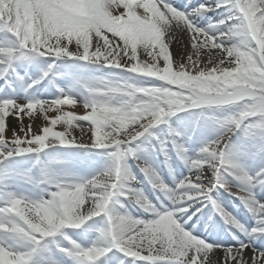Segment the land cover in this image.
<instances>
[{
  "label": "snow or ice",
  "instance_id": "snow-or-ice-1",
  "mask_svg": "<svg viewBox=\"0 0 264 264\" xmlns=\"http://www.w3.org/2000/svg\"><path fill=\"white\" fill-rule=\"evenodd\" d=\"M210 13L221 18L201 27L198 18ZM177 32L191 48L179 61L171 51ZM17 65L38 70V78L28 83ZM93 68L112 71L97 76ZM11 76L26 92L43 85L50 98L0 99V264H36L41 251L99 264L114 250L132 264H264L255 246H264V202L255 194L264 188V167L253 176L244 165L250 155L264 157V0H0V80L11 87ZM77 104L84 114L63 111ZM184 113L193 119H181ZM204 127L213 138L189 156ZM60 149L103 150L111 164L79 176L59 159ZM172 152L189 169L174 187L149 162L153 155L167 162ZM25 157L34 158L27 168L17 159ZM129 159L168 204L145 195ZM36 165L43 167L39 182ZM232 180L242 186L233 191ZM23 185L43 194L14 190ZM219 189L254 213L255 227L213 198ZM216 215L238 246L222 242ZM98 217L104 227L90 246L68 235ZM113 264L124 261L113 257Z\"/></svg>",
  "mask_w": 264,
  "mask_h": 264
},
{
  "label": "rangeland",
  "instance_id": "rangeland-1",
  "mask_svg": "<svg viewBox=\"0 0 264 264\" xmlns=\"http://www.w3.org/2000/svg\"><path fill=\"white\" fill-rule=\"evenodd\" d=\"M185 2V0H183ZM198 3V2H197ZM119 11H124L123 9H120ZM139 13H143V9H138L137 10ZM205 21V24L207 25L208 23V19H212V20H219L220 19V15H210L207 18H203ZM109 38L111 39V34H109ZM74 48V46H73ZM171 51L173 52L174 58L179 61L181 56H184L186 59V56L188 54H191V48H190V44L188 42V38L186 35L181 34L179 32L176 33V38H174L172 40V46H171ZM208 55L209 53L205 52L204 54H202V64L201 66L207 64V61L204 60V58L206 57L208 60ZM141 58L142 59H148L147 56L145 54H143L141 52ZM225 66L228 67H232L234 65H229L226 64ZM210 67V66H209ZM22 69V72H26L28 74H32L33 76H35L36 78H38L39 76V71L31 68V67H21L19 65H17V69ZM112 70L110 69H102L97 71L96 69H92V72L99 76V75H107L111 72ZM28 93H25L21 96L15 97V99L18 102H25L26 99H28ZM79 99V97H77ZM0 99H2V88H0ZM67 105H65L63 107V111L68 112V110L65 108ZM188 115V113H184L181 114V119L184 120V118H187L186 116ZM175 121V118H174ZM82 123L85 127H87V122H80ZM56 130H63V126L62 125H58ZM74 135L77 136V138L80 137V132L79 129H76L73 133ZM200 143V142H197ZM202 144V143H200ZM192 149L196 150L195 147H193V142L191 143ZM60 157L59 159L61 160H66V161H71L69 163L73 166V165H77L79 164L80 166L86 167L88 163H91L92 166L94 165V168H90V169H83V170H79L77 171L75 174L79 175V176H83V177H88L94 174L99 173L100 171H102L103 169H105L106 167L110 166L111 164V160L110 157L107 155L106 152H104L103 150H92L89 152H85L83 150H77V149H60ZM196 154H194L195 156ZM73 157V158H72ZM154 157V159L158 162V159H160V155H153L152 158ZM79 158V160H77ZM257 158V157H256ZM34 160V158L32 157H25L22 158L20 160L24 161L25 163H28L31 160ZM99 159H102V162L99 161ZM131 159H129L127 161L128 166L130 167L132 173H136V171L134 172V169H132V167L130 166L131 164L129 163ZM81 161V162H80ZM135 161V160H133ZM136 162V161H135ZM150 163H152L153 165V160L150 159L149 161ZM99 165V166H98ZM14 166V164H13ZM38 167L40 169V173H36V170ZM154 167V165H153ZM59 168V166H58ZM33 175H34V179L35 181L39 182L40 180H42L44 178L43 176V167L41 165H36L33 171ZM138 180V179H137ZM139 181V180H138ZM235 183H237L236 181H233L232 184L235 187H238V185H235ZM24 190H27L29 192V195L32 196L35 199H39L40 195H42L43 193H41L38 189L33 190L30 189L28 185H24ZM33 191H35V194L33 193ZM129 209L133 212V211H137V209L133 208L131 205H129ZM104 222H105V218L104 217H98L95 218L93 221L89 222L88 225H86L84 228L79 229V230H69L68 231V235L71 236V238L73 240H76L78 243H80L81 245H83L84 247H88L90 246L94 241L98 240V230L104 227ZM57 242L63 246V247H70V245L67 243V241L63 240L62 237H57ZM49 248H54V245H48ZM113 257H119L121 260L124 261V264H132L131 260L125 259L120 253L116 252L115 250L109 254L108 257L103 258L100 260V262H102V260H109L113 262ZM36 264H73V261L71 259H69L68 257L64 256L63 254H60L59 252L55 253L54 258L52 257V254L50 252H46V251H41L37 254L36 256Z\"/></svg>",
  "mask_w": 264,
  "mask_h": 264
},
{
  "label": "bare ground",
  "instance_id": "bare-ground-1",
  "mask_svg": "<svg viewBox=\"0 0 264 264\" xmlns=\"http://www.w3.org/2000/svg\"><path fill=\"white\" fill-rule=\"evenodd\" d=\"M201 1H203V2H209V3H212V4L215 3V0H201ZM172 3L174 5H176V4L181 3V1L172 0ZM220 11L223 12V10H220ZM217 14L218 13H210V15H214V16H216ZM218 15H220V14H218ZM220 18H221V15H220ZM198 23L200 24L201 27L206 26L204 19L201 20L200 18H198ZM204 60L207 61V58L205 57ZM21 76H23V75H21ZM25 77L28 80V83H31L32 79H29L27 76H25ZM17 83L19 85H23V84L19 83L18 81H17ZM19 88L20 89H23V88H21V86H19ZM5 92H6V94H4L3 99H5V98L15 99V96L18 95V93L10 92L9 89L5 90ZM33 93L34 92L31 91L30 95H32ZM35 97L36 98H42L43 99V97L40 94H37ZM65 108L68 110V112H73V113H75L77 115L84 114V112H85V110L83 109L82 105H80V104H77L75 106H68L67 105ZM49 115L54 117V116L58 115V113H49ZM28 122H29L28 119L25 118V124H27ZM9 123H10V126H12V127H17L18 126L17 121H16V119L14 117H9ZM37 123H39V121H37ZM185 176H187V174H185ZM156 195L158 196V194H156ZM256 199L259 200V201H261V202H264V190H261L260 193H257L256 194ZM154 201H157V200L154 199ZM166 202H167V198H166ZM134 215L135 216L142 217L144 214L141 211L138 210V212L137 213H134ZM241 240H244L245 243L248 242L246 238L241 239ZM224 243L225 244H232V245L238 246L236 244V241H227V242H224ZM255 246L258 247V248H261V250H264V246H262L260 243L259 244H256ZM249 255H251V253H249ZM108 264H110V263L108 262Z\"/></svg>",
  "mask_w": 264,
  "mask_h": 264
}]
</instances>
